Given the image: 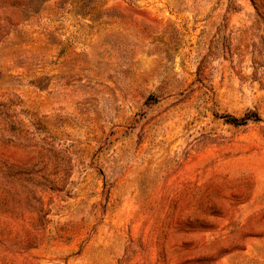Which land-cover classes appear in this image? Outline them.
Instances as JSON below:
<instances>
[{
    "label": "rangeland",
    "instance_id": "rangeland-1",
    "mask_svg": "<svg viewBox=\"0 0 264 264\" xmlns=\"http://www.w3.org/2000/svg\"><path fill=\"white\" fill-rule=\"evenodd\" d=\"M0 264H264V0H0Z\"/></svg>",
    "mask_w": 264,
    "mask_h": 264
}]
</instances>
